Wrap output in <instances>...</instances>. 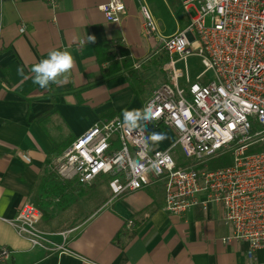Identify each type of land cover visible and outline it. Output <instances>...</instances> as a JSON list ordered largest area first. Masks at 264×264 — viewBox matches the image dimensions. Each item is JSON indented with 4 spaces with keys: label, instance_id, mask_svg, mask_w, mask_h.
I'll return each instance as SVG.
<instances>
[{
    "label": "crops",
    "instance_id": "obj_1",
    "mask_svg": "<svg viewBox=\"0 0 264 264\" xmlns=\"http://www.w3.org/2000/svg\"><path fill=\"white\" fill-rule=\"evenodd\" d=\"M107 1L56 0L50 6L0 0V246L9 251L3 264H260L262 252L248 261L245 243L222 242L230 228L218 220L216 206L169 215L159 184L111 198L94 181L84 195L69 198L65 180L52 169L60 154L50 169L45 166L51 150L61 153L96 122L122 121L124 109H142L151 90L166 82L160 39L180 29L156 30L147 38L139 8L144 5L153 20V0H117L124 7L117 23L105 21L99 10ZM104 42L115 54L110 67L94 54V45ZM52 50L69 51L75 67L66 83L42 89L32 82L31 68ZM21 67L24 76L18 75ZM155 130L166 138L147 142L150 150L173 142L172 130L151 122L145 137ZM26 203L41 211L38 228L62 250L31 248L4 223Z\"/></svg>",
    "mask_w": 264,
    "mask_h": 264
},
{
    "label": "built area",
    "instance_id": "obj_2",
    "mask_svg": "<svg viewBox=\"0 0 264 264\" xmlns=\"http://www.w3.org/2000/svg\"><path fill=\"white\" fill-rule=\"evenodd\" d=\"M43 1L54 6L56 0ZM177 2L194 16L184 29L160 39L167 79L142 104L155 113L154 127L173 131V142L150 150L142 130L129 131L117 118L99 121L64 148L53 170L61 180L81 186L109 176L111 198L159 184L162 209L173 216L216 206L218 220L230 228L222 242L245 243L246 259L260 251L264 264V0ZM99 10L105 21L117 23L124 7L108 0ZM139 13L148 38L156 32L154 22L144 5ZM191 57L198 58L202 69L193 79L186 70ZM178 63L183 74L175 70ZM222 153L229 154V165L201 167ZM19 157L29 162L25 153ZM178 158L185 164H178ZM41 216L26 203L3 221L31 248L62 250L38 228ZM8 257L0 246V264Z\"/></svg>",
    "mask_w": 264,
    "mask_h": 264
},
{
    "label": "clouds",
    "instance_id": "obj_3",
    "mask_svg": "<svg viewBox=\"0 0 264 264\" xmlns=\"http://www.w3.org/2000/svg\"><path fill=\"white\" fill-rule=\"evenodd\" d=\"M94 36H88V42H94ZM75 67V58L67 50H52L47 58H44L31 68L32 82L42 89H48L51 85H62L69 79L71 71ZM18 75L24 76V69H17ZM123 125L129 130H146V126L155 118L151 108L124 109L121 113ZM163 133H151L145 140L157 142L165 139Z\"/></svg>",
    "mask_w": 264,
    "mask_h": 264
},
{
    "label": "rangeland",
    "instance_id": "obj_4",
    "mask_svg": "<svg viewBox=\"0 0 264 264\" xmlns=\"http://www.w3.org/2000/svg\"><path fill=\"white\" fill-rule=\"evenodd\" d=\"M164 1L165 2H161L160 0H153V4L151 5L152 13L155 12V14L153 15V20H154L153 22H154L156 30L158 32H169V31L173 30L175 28V26H177L181 31L188 24L190 18H192L194 16V11L192 9L184 10L181 6H179V4L175 3V0L173 1V3L170 2V0H164ZM164 3L167 5V9L164 6ZM205 23H206V25L208 24L207 18H206ZM165 55L167 57L166 53H165ZM186 66H187L186 67L187 74H188L190 79H193L202 70L201 66L199 65V60L196 57L189 58L187 60ZM175 70L177 72H180L181 74H183V69H182L180 63L176 64ZM205 76L208 77L209 73H207ZM177 82H178L179 86H183V83H184L183 77H180L177 80ZM159 85H160V83L157 86H159ZM154 132L161 133V130H158V131L155 130ZM147 137H145V140ZM148 143H149V141H148ZM175 149L177 152H179L178 147H175ZM213 159H214V157L204 160L201 163L202 164L201 167L206 166L209 169V165H211L209 163ZM99 200H101V199H99ZM84 204H85V208H90V206H88L85 202H84ZM68 215H70V214H68ZM70 217L71 216L64 217V218L66 221H70Z\"/></svg>",
    "mask_w": 264,
    "mask_h": 264
},
{
    "label": "trees",
    "instance_id": "obj_5",
    "mask_svg": "<svg viewBox=\"0 0 264 264\" xmlns=\"http://www.w3.org/2000/svg\"><path fill=\"white\" fill-rule=\"evenodd\" d=\"M109 45H110V42H104V43H100L98 45H94V49H95L94 54H95L96 61L98 63L107 61V62H109V67H110V66H112L113 63H115L114 62L115 54L112 52H108V50L106 48ZM124 56H127V55L124 54ZM159 57H160L161 62H164L166 59V55L164 52ZM123 63H128V65L130 64L129 62H126V61ZM251 151H253L252 148H250L248 152H251ZM59 154H61V153H59V151H56L55 149L51 150V152L48 154L47 159L45 160V166L49 167V169H50V162L55 157H57ZM229 163H230L229 154L228 153H222V154L216 156V158L214 157V159L212 161H210L209 164H211V165H209V169L213 170L216 168L225 167V166L229 165ZM178 164L184 165L185 162H183L182 160L180 161V159H179ZM52 173H53V171L50 170L49 174L52 175ZM110 179L111 178L109 176L102 175V176L97 177L95 181L99 185H101L102 187L107 188V184H108ZM64 183L66 184V187H65V194L66 195L65 196L69 197V198L84 195L85 190H88L90 188V187H86V186H81V185L77 184L75 181H64Z\"/></svg>",
    "mask_w": 264,
    "mask_h": 264
}]
</instances>
